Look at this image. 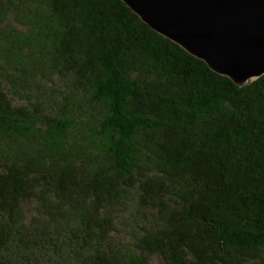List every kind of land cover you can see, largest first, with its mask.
<instances>
[{"label":"trees","instance_id":"16d2710c","mask_svg":"<svg viewBox=\"0 0 264 264\" xmlns=\"http://www.w3.org/2000/svg\"><path fill=\"white\" fill-rule=\"evenodd\" d=\"M0 264H264V75L120 0H0Z\"/></svg>","mask_w":264,"mask_h":264},{"label":"water","instance_id":"95a60500","mask_svg":"<svg viewBox=\"0 0 264 264\" xmlns=\"http://www.w3.org/2000/svg\"><path fill=\"white\" fill-rule=\"evenodd\" d=\"M154 32L244 86L264 75V0H120Z\"/></svg>","mask_w":264,"mask_h":264},{"label":"rangeland","instance_id":"374dc122","mask_svg":"<svg viewBox=\"0 0 264 264\" xmlns=\"http://www.w3.org/2000/svg\"><path fill=\"white\" fill-rule=\"evenodd\" d=\"M8 21L7 23H11L13 26H15L16 28H19V24L16 20V13L14 11H12L11 13L8 14ZM60 81L57 79V83H59ZM17 104V103H15ZM17 105H27V101L23 102V103H20V104H17Z\"/></svg>","mask_w":264,"mask_h":264}]
</instances>
